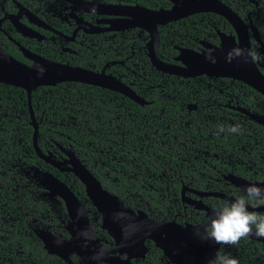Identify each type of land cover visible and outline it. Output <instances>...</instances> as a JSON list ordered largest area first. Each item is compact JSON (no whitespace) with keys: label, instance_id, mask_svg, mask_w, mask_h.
Listing matches in <instances>:
<instances>
[{"label":"flooded vegetation","instance_id":"af4514ba","mask_svg":"<svg viewBox=\"0 0 264 264\" xmlns=\"http://www.w3.org/2000/svg\"><path fill=\"white\" fill-rule=\"evenodd\" d=\"M83 1L96 6H84ZM217 1L235 15L233 23L214 13L196 12L159 25L156 27L157 59L182 68L184 65L176 60L178 57L186 60L206 47L219 48L221 41H231L236 47L241 39H247L249 52H255L258 57L252 61L264 78V0ZM175 6L179 4L172 0H0L3 52L30 65L22 55L21 51L25 50L52 62L103 73L119 81L143 104L122 93L95 87L101 91L99 119L105 126L103 135H121L119 121L122 119L133 125H147L149 130L143 138L144 148H138L136 143L133 151L136 156L130 159L128 151L121 149L122 139L118 143L106 137V145L98 152L99 159L89 156L84 159L54 142L43 153L36 136L39 151L58 167L39 159L32 148L33 153L64 180L52 175L78 200L85 213V227L94 239L87 235L84 242L63 247L69 250H61V254L49 253L39 238L40 233L57 241H68L76 226L63 200L56 195L48 196L47 190L38 186L32 177L33 169L47 171L36 166L20 168L26 182L16 192L19 213L10 215L5 206L0 207V251L12 257L3 258L4 261L210 264L217 255L226 254L239 264H264V243L250 237L236 245L202 238L209 218L213 217L208 212L243 194L231 178L251 184L264 183V121L256 120H264V96L231 78L182 77L155 70L148 56L149 34L137 27L109 30L108 21L127 17L104 13L107 9L123 13L122 9L132 8L168 11ZM124 99L147 107L149 119H138L124 105ZM122 110L126 113L124 117ZM111 124L115 125V133L110 129ZM237 124L242 127L240 134L227 131L217 134L220 126L227 129ZM71 160L115 198L113 205L104 208L110 212L108 217L86 196L83 184L72 171L75 164ZM124 166L131 170L127 172ZM97 173L105 181L100 182ZM124 179L127 187L121 194L116 195L103 185L108 182L120 188ZM4 192L7 193V188ZM248 210L264 213V206L249 204ZM155 223L169 224L170 229L155 228ZM187 226L191 229L181 230ZM170 235L173 239H169ZM163 242L177 243L180 254H175L169 245L166 249L158 246Z\"/></svg>","mask_w":264,"mask_h":264},{"label":"water","instance_id":"95a60500","mask_svg":"<svg viewBox=\"0 0 264 264\" xmlns=\"http://www.w3.org/2000/svg\"><path fill=\"white\" fill-rule=\"evenodd\" d=\"M172 1L175 4L178 3L179 7L175 6L173 9L168 11H152L132 8L122 9L124 12L120 13L118 9H107V11L104 12L107 15L122 14L126 15L127 17L126 19L123 18L118 21H108L110 24L109 30L116 31L137 27L146 31L150 38L148 56L152 66L157 71L182 77L204 75L208 78H231L248 85L256 92L264 96V78L257 71L251 56L248 55L249 47L247 39H241L236 47L231 41L227 43L221 41L219 48L210 46L206 47L205 51L201 52L200 54H193L191 58L186 60H181V58L178 57L176 60L180 61L184 65L182 68L165 64L157 59L156 48L158 40L156 27L159 25H163L173 19L181 18L196 12L214 13L222 16L230 23H233L234 21L235 15L217 0ZM82 3L84 6H96L86 1H83ZM237 48L242 50V55H232L230 57L229 54L232 52V50ZM21 52L22 55L31 62L30 65L16 61L0 49V84L19 88L25 93L29 124L32 128V148L39 159L50 164L54 168L58 167L57 163L50 160L49 157L44 156L36 145L37 123L30 107V97L32 91L38 87H51L60 83H80L119 92L130 98L132 101H135L138 104H143V102L137 98V96H135L127 87H125L119 81H116L109 76H105L103 73L96 74L78 67L52 62L50 60L32 55L25 50H22ZM209 52H211V55H209ZM253 119H255V117H253ZM256 120L260 122L264 121L261 118ZM59 148L61 149L60 146ZM64 153L71 159V156L67 151ZM69 162H74L75 165L72 171L83 184L86 196L89 198L90 202L99 212L106 214V217H108L107 215L110 214V212H108V210L105 211L104 208L113 205L115 203V198L109 195L106 191L102 190L99 183L93 178V176L76 161L71 160ZM78 173L81 174L80 177ZM32 177L38 186L47 190L48 196L52 197L56 195L61 200H63L67 214L70 220L76 226V230L70 233L71 237L68 241H57L47 234L40 233L39 238L41 239L44 248L49 253L61 254L63 253L61 250H69L64 249L63 247H73V245L80 244L86 240L87 235H89L91 239H94L92 233L88 230L87 225L85 227V213L72 192L62 182L47 172H41L39 170L33 169ZM230 180L240 189H243L249 185H255L256 187L264 189V183L251 184L239 178H231ZM171 227L172 229L180 228L178 226ZM155 228L164 230L170 229L169 224L162 223H155ZM187 229L191 228L187 226L181 230ZM249 237L253 240L264 243V238H259L256 236ZM169 239H173L171 235ZM168 245V248L171 249H173V247H179L177 243L173 242H169ZM168 245L165 242H163L162 245L158 244V246L163 249H166V246Z\"/></svg>","mask_w":264,"mask_h":264},{"label":"trees","instance_id":"16d2710c","mask_svg":"<svg viewBox=\"0 0 264 264\" xmlns=\"http://www.w3.org/2000/svg\"><path fill=\"white\" fill-rule=\"evenodd\" d=\"M11 56L23 61L13 54ZM100 92V89L79 83H60L51 87H38L32 91L30 107L37 122L39 149L44 153V149H49L48 146H53L54 142L63 149L73 150L81 158L85 159V156H89L88 158L99 159L98 152L106 145L104 139L107 137L106 139H112L114 142L122 139L121 149L128 151V159L135 157L133 151H136V143L138 148L142 149L146 143L143 138L149 132L147 125H133L131 121L122 119L119 121L121 135L118 137L103 135L105 126H102L99 119ZM124 102L128 110L138 119H149L147 107H139L126 99ZM162 107L167 110L166 106L162 105ZM110 110L114 112V109ZM125 115L122 110V116ZM109 126L110 129L112 128V133H115V125ZM31 133L25 93L19 88L0 84V207L5 206L6 212L10 215L19 213L16 209V197L19 198V195L16 192L19 191V186L26 182L19 172L20 168L36 166L58 177L54 170L39 161L33 153ZM148 150L150 151V148ZM125 169L127 172L131 170L126 167ZM97 177L100 182L105 181L99 173ZM58 179L64 181L61 177ZM124 181L125 179L122 181L124 185L120 188L112 187L108 182H104L103 185L117 195L126 189ZM4 188H7V193L4 192ZM28 189L30 188L27 187ZM10 256L9 253L0 251V264H16L4 261L3 258Z\"/></svg>","mask_w":264,"mask_h":264},{"label":"clouds","instance_id":"9594fccd","mask_svg":"<svg viewBox=\"0 0 264 264\" xmlns=\"http://www.w3.org/2000/svg\"><path fill=\"white\" fill-rule=\"evenodd\" d=\"M211 55V52H209ZM240 56L242 50L233 49L229 54ZM253 60L258 59L255 52H249ZM227 131L229 134H240V125L229 126L225 129L220 126L217 134ZM242 195H238L232 201L223 202L222 206L214 209V216L209 218V224L205 227L202 238L214 240L218 244L236 245L243 238L256 236L264 238V213L249 211L248 206H264V189L249 185L240 190ZM210 264H239V261L230 255H217Z\"/></svg>","mask_w":264,"mask_h":264},{"label":"bare ground","instance_id":"6f19581e","mask_svg":"<svg viewBox=\"0 0 264 264\" xmlns=\"http://www.w3.org/2000/svg\"><path fill=\"white\" fill-rule=\"evenodd\" d=\"M97 10H98V9H97ZM97 10H96V11H97ZM121 12H123V11H121ZM61 165H63V164H61ZM78 175H79V177L81 176V174H79V173H78ZM198 207L204 208V207H202V206H198ZM208 215H213V216H214V212H213V211H209V212H208ZM173 252H175V254L179 255V254H180V248H179V247H174V248H173Z\"/></svg>","mask_w":264,"mask_h":264},{"label":"rangeland","instance_id":"374dc122","mask_svg":"<svg viewBox=\"0 0 264 264\" xmlns=\"http://www.w3.org/2000/svg\"><path fill=\"white\" fill-rule=\"evenodd\" d=\"M68 150V149H67Z\"/></svg>","mask_w":264,"mask_h":264}]
</instances>
